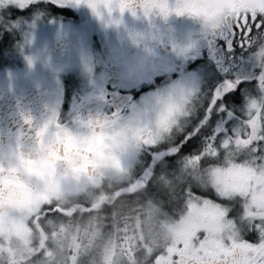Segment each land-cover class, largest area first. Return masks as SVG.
<instances>
[{
    "label": "flooded vegetation",
    "instance_id": "1",
    "mask_svg": "<svg viewBox=\"0 0 264 264\" xmlns=\"http://www.w3.org/2000/svg\"><path fill=\"white\" fill-rule=\"evenodd\" d=\"M175 80L196 82L189 109L141 132L139 156L106 177L96 155L106 131ZM255 80H264V0H0V264L73 258L74 248L63 251L68 227L92 264H264V203L223 198L212 182L228 165L264 170L226 158L217 140ZM52 178L59 188H44ZM189 198L244 222L222 231L189 221L175 236ZM148 207L160 211L152 222ZM84 226L97 229V246H83Z\"/></svg>",
    "mask_w": 264,
    "mask_h": 264
},
{
    "label": "rangeland",
    "instance_id": "2",
    "mask_svg": "<svg viewBox=\"0 0 264 264\" xmlns=\"http://www.w3.org/2000/svg\"><path fill=\"white\" fill-rule=\"evenodd\" d=\"M255 81V85L251 90L253 95L242 104L243 111L241 116H233L230 113L222 116L223 128L218 133L220 138L217 140L220 139L224 150L229 152L226 158H233L236 162L243 164L256 163L257 166H261L264 164V97L257 95L264 90V80ZM195 83V80H175L161 86L158 91L143 94L136 103L127 109L125 115L115 121L110 129L106 131L102 146L96 154L98 159H100L98 161V170L106 177L109 175H123L127 171L125 162L130 157L139 156L133 148L136 145L137 136L141 132L146 133L154 130L161 120L175 118L173 120L177 121L179 118L177 115L183 114L189 109V107L187 108V103L189 102L190 94L193 93L192 84ZM53 101L55 104L57 103L56 100ZM244 120H247L248 124ZM258 121H260L261 128L255 129ZM242 124L249 126L248 129H244ZM236 141L239 144L233 143ZM247 141H249V144L245 145ZM226 144L227 148H225ZM257 169V173L251 174L241 169V167L228 165L214 170L213 174H210H212V182L216 184L219 195L226 198L227 195L234 193L241 197L248 207L258 210L264 203V170H261L260 167H257ZM81 174L79 173V175ZM245 180L251 183V186L246 189L241 188V184ZM44 188L55 190L59 187L55 185V180L52 178L46 183ZM163 197L167 198L166 195ZM156 199L160 202L158 196H156ZM189 201L187 205L190 209L182 216V222L173 226L175 236L183 231V226L189 221L196 223L200 219H205L207 225L213 230L218 227L222 231L231 229L232 226L238 227L235 223L244 222L241 217L236 216V213L235 215L232 214L233 208H226L222 211L227 212L228 215L231 213L232 215L230 216L236 217L227 216L222 218L211 205L202 203L201 200L196 201L193 198H189ZM159 212L154 207L146 208L143 213L144 220L154 221ZM258 212L252 211L251 213L258 217ZM144 231L147 236H151V233L155 231V225H152V227L144 226ZM159 231L165 232V227L162 226ZM79 237L82 239L83 246H89L92 242L97 246V240H102L101 237L97 238V229H90L87 226L79 228ZM104 241L102 243L103 249H105L103 256H106L108 261H111L114 254L113 251H107V248L113 245V236L111 235ZM67 246H69V251L74 248L73 258L58 254L47 261L46 264H92L94 262L93 260L89 261L90 257L87 260L86 253L74 245V235L70 227L63 230V251L66 250L65 247ZM84 255L86 259H84Z\"/></svg>",
    "mask_w": 264,
    "mask_h": 264
},
{
    "label": "water",
    "instance_id": "3",
    "mask_svg": "<svg viewBox=\"0 0 264 264\" xmlns=\"http://www.w3.org/2000/svg\"><path fill=\"white\" fill-rule=\"evenodd\" d=\"M128 102H129V99H128V98H126V100L123 98L122 100L119 99L118 101H116V102H115L116 105H117L116 112H117V113L120 112L121 109H122V107H123V105H124L125 103H128Z\"/></svg>",
    "mask_w": 264,
    "mask_h": 264
},
{
    "label": "snow or ice",
    "instance_id": "4",
    "mask_svg": "<svg viewBox=\"0 0 264 264\" xmlns=\"http://www.w3.org/2000/svg\"><path fill=\"white\" fill-rule=\"evenodd\" d=\"M227 98V97H226Z\"/></svg>",
    "mask_w": 264,
    "mask_h": 264
}]
</instances>
